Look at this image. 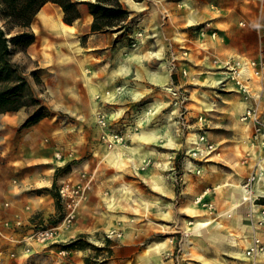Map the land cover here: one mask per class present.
I'll list each match as a JSON object with an SVG mask.
<instances>
[{"label": "rangeland", "instance_id": "1", "mask_svg": "<svg viewBox=\"0 0 264 264\" xmlns=\"http://www.w3.org/2000/svg\"><path fill=\"white\" fill-rule=\"evenodd\" d=\"M120 2L126 26L98 33L86 5L62 30L48 3L13 53L55 124L40 142L54 167L46 190L0 202V264H264L246 254L264 241V74L245 68L241 91L230 73L258 56L264 0ZM250 106L261 123L241 119ZM201 135L215 148L194 155ZM47 225L48 240H21Z\"/></svg>", "mask_w": 264, "mask_h": 264}, {"label": "trees", "instance_id": "2", "mask_svg": "<svg viewBox=\"0 0 264 264\" xmlns=\"http://www.w3.org/2000/svg\"><path fill=\"white\" fill-rule=\"evenodd\" d=\"M47 2L61 8L62 20L66 24H72L80 18L79 5H86L92 16L91 33L119 31L126 26L129 16V10L120 0H0V113L33 107L24 119L23 126L39 122L49 115V111L34 95L25 68L13 60V53L15 50L26 51L34 42L35 34L30 27L38 11ZM30 73L36 77L35 71ZM81 236L66 245L79 244ZM80 244L83 245V242Z\"/></svg>", "mask_w": 264, "mask_h": 264}, {"label": "crops", "instance_id": "3", "mask_svg": "<svg viewBox=\"0 0 264 264\" xmlns=\"http://www.w3.org/2000/svg\"><path fill=\"white\" fill-rule=\"evenodd\" d=\"M48 3L50 2L45 3L41 7L36 16L41 11L49 8ZM86 15L88 22H91V14L87 11ZM76 20H74L72 24L65 23V25L67 27H72ZM159 80L162 81L161 79ZM24 119V114L19 110L0 113V202L6 196H12L11 192H18V190L21 192L23 191L22 189L29 186L35 187V184H32L33 180H44V183L39 185L45 188V190L49 188L48 186L51 180L50 174L42 173L54 166H52L49 161L50 155L44 154L40 149V142L45 132H51L55 129V124L43 122L44 120L42 118V125L40 120V123L23 126ZM191 138L192 136L190 139ZM25 181H29L30 185L24 183ZM45 190L40 189L35 192H46ZM203 192H205V190ZM206 223L207 222H204L202 224ZM249 243H251V241ZM254 254L250 256L256 259L255 257L258 253ZM149 255L150 254H148V256ZM148 259L149 264H155L152 258ZM166 261L168 262V260ZM163 262L165 263V261ZM245 264H251L250 260L245 262Z\"/></svg>", "mask_w": 264, "mask_h": 264}, {"label": "built area", "instance_id": "4", "mask_svg": "<svg viewBox=\"0 0 264 264\" xmlns=\"http://www.w3.org/2000/svg\"><path fill=\"white\" fill-rule=\"evenodd\" d=\"M230 73H231V78L235 81L237 87L241 91H247V83L245 80L247 79L245 76V68H249V70L256 76H261L264 74V32H262V38H261V48L258 53V56H256L254 59L248 60L245 64H243L241 61H238L236 64H231L230 65ZM168 91H170L172 94L176 96L175 90L173 88L167 87ZM241 119L243 120H253L256 123H261L260 121H257V116L256 113L254 112L253 108L250 106L248 107L243 114L241 115ZM260 127H256V131H259ZM196 146H194V150L197 152H194V155H198L197 153L200 152H205L210 151L215 148L213 143L206 142L205 138L203 135L199 136L197 139V142L194 143ZM201 145V147L199 146ZM203 148L204 150L200 149ZM200 151V152H198ZM200 155V154H199ZM255 176L254 175H249L247 176L243 187H248V185L254 180ZM68 185H62L58 188V193L60 199H65L67 204H70L69 201V196L72 195V192L67 188ZM6 205V203H4ZM262 214H264V208H262ZM72 217V214L68 215V218ZM21 224L20 220H15L13 223L12 227H17ZM54 226L52 225H47V226H42L39 228H36V230L32 231L31 234L25 235L22 237L21 240H24V243L26 245L30 244V240H34L36 242H43L48 240L54 235ZM29 246H27L28 249ZM264 251V242L260 240L259 237H254L253 241L251 244L248 246L246 250V254H256L259 252ZM1 259V257H0Z\"/></svg>", "mask_w": 264, "mask_h": 264}, {"label": "bare ground", "instance_id": "5", "mask_svg": "<svg viewBox=\"0 0 264 264\" xmlns=\"http://www.w3.org/2000/svg\"><path fill=\"white\" fill-rule=\"evenodd\" d=\"M0 22H1V21H0ZM60 22H61V23H60V26L62 27L61 29H62V30H65V26H66L65 23H64L62 20H60ZM160 79H161V80L165 79V76L160 77ZM196 142H197V141H196ZM196 142H195V143H196Z\"/></svg>", "mask_w": 264, "mask_h": 264}]
</instances>
